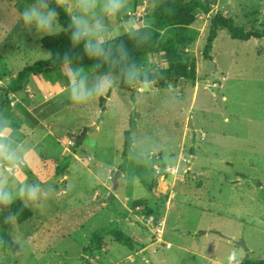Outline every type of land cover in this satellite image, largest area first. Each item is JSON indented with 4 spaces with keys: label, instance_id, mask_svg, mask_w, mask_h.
Here are the masks:
<instances>
[{
    "label": "rangeland",
    "instance_id": "rangeland-1",
    "mask_svg": "<svg viewBox=\"0 0 264 264\" xmlns=\"http://www.w3.org/2000/svg\"><path fill=\"white\" fill-rule=\"evenodd\" d=\"M150 1L130 0L133 13L143 9L149 18ZM23 2L0 0V37ZM211 8L197 22L195 79L134 92L119 86L72 105L57 95L62 71L31 75L27 87L8 94L3 112L35 145L27 174L49 182L55 195L21 223L11 216L18 248L0 249V264H227L233 250L246 258L239 240L248 259L264 257V36L242 41L221 29L212 60L202 55L211 14L263 31L264 0H211ZM13 34L0 40V102L19 71L50 53L34 30L17 25ZM39 114L49 129L33 128ZM113 227L142 236L129 249L107 233ZM3 232L0 217V242ZM96 232L104 246L85 252Z\"/></svg>",
    "mask_w": 264,
    "mask_h": 264
},
{
    "label": "clouds",
    "instance_id": "clouds-1",
    "mask_svg": "<svg viewBox=\"0 0 264 264\" xmlns=\"http://www.w3.org/2000/svg\"><path fill=\"white\" fill-rule=\"evenodd\" d=\"M59 10V11H58ZM61 12L67 24L60 19ZM17 25L34 30L39 37L65 34L72 49L82 56L66 53L59 57L65 65L66 84L57 95L72 105H86L125 85L132 90L150 87V68L133 55L127 41L139 49L151 38L152 22L147 14H134L130 0H24L0 40L14 36ZM47 59H52L48 53ZM87 58L91 64L80 61ZM51 97L43 96L47 101ZM35 145L26 138L14 116L0 112V205L5 209L19 201L23 208L42 212L55 195L51 184L30 171V154ZM227 264H241L235 250Z\"/></svg>",
    "mask_w": 264,
    "mask_h": 264
},
{
    "label": "trees",
    "instance_id": "trees-1",
    "mask_svg": "<svg viewBox=\"0 0 264 264\" xmlns=\"http://www.w3.org/2000/svg\"><path fill=\"white\" fill-rule=\"evenodd\" d=\"M151 2V1H150ZM151 14V38L139 49H134L132 44L127 41V38L122 39L128 43L130 50L136 59L140 62L148 64L150 54L160 53L164 56L167 63L166 67H159L152 72V79L164 80L170 78H187L195 79L196 77V56L193 48L199 36V29L194 27L200 16H205L210 12L211 0H153ZM59 11V10H58ZM60 19L62 23L67 24V17L61 12ZM224 29L233 38L242 41H247L252 37L261 38L264 36V30H256L257 27L246 29L244 26L236 25L232 16H224L217 12L211 14L208 19L207 35L203 46L202 55L206 60H212L211 51L213 43L218 36V32ZM42 45L50 52L52 59L39 60L32 65L24 67L18 72L6 89L4 98L0 102V112L4 111L6 106V98L10 92L22 90L31 75L41 73L61 72L65 66L59 57L66 53L73 56H82V49H72L69 37L65 34L57 36H45L40 39ZM81 63L88 65L92 62L87 58H83ZM121 89L135 91L125 85H120ZM135 127L132 123V128L125 132V141L123 152L127 156L131 145V132ZM66 168V167H65ZM60 169V172H62ZM144 200H137L136 205H144ZM9 214L19 223L29 219L33 213L29 209L23 208L22 204L17 201L15 204L8 207ZM148 211H151L148 209ZM8 214L2 209L1 225L4 229L3 241L0 242V249L18 248L10 235V225L7 219ZM116 241L133 248V240L121 230L113 227L107 230ZM103 235L94 233L85 246L84 251H93L101 249L103 245ZM241 264H264V257L258 260L247 259Z\"/></svg>",
    "mask_w": 264,
    "mask_h": 264
},
{
    "label": "crops",
    "instance_id": "crops-1",
    "mask_svg": "<svg viewBox=\"0 0 264 264\" xmlns=\"http://www.w3.org/2000/svg\"><path fill=\"white\" fill-rule=\"evenodd\" d=\"M139 7V6H138ZM150 13L152 14V6H151V11H150ZM204 18H206L205 16H200L199 17V19H198V21L199 20H203V21H205V19ZM149 19L151 20V15H150V17H149ZM197 21V22H198ZM197 22L194 24V27H197ZM197 42V41H196ZM148 64H149V66H150V71H153V70H156V69H158L159 67H166L167 66V63H166V61H165V58H164V56L162 55V54H160V53H153V54H150L149 55V58H148ZM155 64H157V66H155ZM65 66L62 68V70H61V72L62 71H65ZM152 68V69H151ZM29 80V79H28ZM28 80H27V82H26V85L24 86V87H27L28 86ZM1 83H3L2 82V77H0V85H1ZM6 90V88L4 89V91ZM16 92H19V91H16ZM16 92H14V93H16ZM10 94H12L11 92H10ZM48 96H50L51 97V92H49L48 94H47ZM31 96H33L32 94H31ZM48 101V100H47ZM33 107H35V106H33ZM39 107V106H38ZM38 107H36V108H29V110H35V109H38ZM13 111V110H12ZM33 128H35L36 127V125L37 124H40V125H44V126H46V128H50L49 127V125L48 124H46V123H43L44 121H43V117L39 114L37 117H35L34 116V118H33ZM48 126V127H47ZM33 128H31L30 129V131H32V129ZM48 131H51V130H48ZM129 236V235H128ZM140 236H142V235H139L138 233L137 234H133V235H130L129 237H131L132 238V240H133V244L136 242H138L139 240H140Z\"/></svg>",
    "mask_w": 264,
    "mask_h": 264
},
{
    "label": "water",
    "instance_id": "water-1",
    "mask_svg": "<svg viewBox=\"0 0 264 264\" xmlns=\"http://www.w3.org/2000/svg\"><path fill=\"white\" fill-rule=\"evenodd\" d=\"M256 30L258 31L260 29H256ZM262 30H264V28H262ZM174 79L177 80L178 78H170V79H164V80L155 79L154 80V83L151 86L158 87L159 85H164L165 83H168L170 80H174ZM120 175H121V171L120 170H117L115 172V174L113 175V178H112L113 189H116L118 187V178L120 177ZM112 196L113 195H111V197ZM2 208L8 214L7 219H8V224L10 225V223H11V221H10L11 215L9 214V208L5 209L3 206H2ZM218 233L220 235H222L220 232H218ZM222 236L225 237V238H227V239H231V237L224 236V235H222ZM236 243L245 247V250H246V258L243 261H246L249 258V248L246 246V243H245L244 240L236 241Z\"/></svg>",
    "mask_w": 264,
    "mask_h": 264
},
{
    "label": "built area",
    "instance_id": "built-area-1",
    "mask_svg": "<svg viewBox=\"0 0 264 264\" xmlns=\"http://www.w3.org/2000/svg\"><path fill=\"white\" fill-rule=\"evenodd\" d=\"M139 10V9H138ZM143 10V9H142ZM142 10L138 11V14H142ZM157 168V167H156ZM168 172L176 174L177 173V168H171L170 170H168Z\"/></svg>",
    "mask_w": 264,
    "mask_h": 264
}]
</instances>
